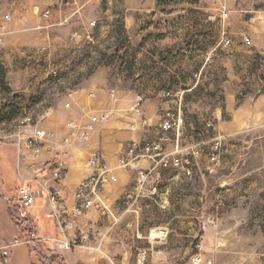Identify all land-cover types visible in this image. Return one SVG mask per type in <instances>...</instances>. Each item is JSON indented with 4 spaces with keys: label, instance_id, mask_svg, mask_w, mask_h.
Listing matches in <instances>:
<instances>
[{
    "label": "crops",
    "instance_id": "1",
    "mask_svg": "<svg viewBox=\"0 0 264 264\" xmlns=\"http://www.w3.org/2000/svg\"><path fill=\"white\" fill-rule=\"evenodd\" d=\"M160 1L0 0V25L4 27L0 69L5 84L12 92L27 98L39 84L43 83V88L49 86L51 83L46 81L49 74L56 75L58 69L66 68L71 61L67 56L73 51L67 48L80 50L82 46L76 45L80 41L86 44L88 34H92L98 43L114 31V23L121 19L125 32L134 37L137 44L133 81L140 86L139 92L146 98L144 116L142 119L136 118L129 113V107L138 94L125 97L119 87L130 79L128 72L120 65H96L80 82L77 93L54 95L53 104L43 110L36 125L25 130L21 140L14 135L11 143L0 142V242L3 244L30 235L21 231L17 225L23 219H26V225L37 239L35 249L53 254V264H124L133 260L134 247L147 243L144 238L150 229L157 227L152 224L149 214L153 208L164 210L147 200H139L133 205L132 211L116 223L111 218L102 217L96 210L88 211L77 220L75 229L67 231L66 235L69 240L78 243L82 231L90 232L89 245L92 249L63 248L58 242L61 235L43 187L51 183L54 162L63 158L67 163V173L63 181L53 189L65 207L73 208L77 203L75 194L80 184L92 174L89 161L98 156L110 166L111 176L117 178L116 183L108 184L103 190V199L109 206L115 208L136 193L137 172L120 170L117 166L118 158L132 143L153 140L164 112L175 108L162 100L160 95H153L157 87L171 86L172 89L168 91L182 96V107L186 106V95L199 88L200 74L195 75L197 81L190 86H187L184 79L188 69L185 59L180 56L185 53V49L182 51L186 46L184 40L182 46L165 47L160 46L159 42H144L152 35L164 34L170 38L174 33L186 34L188 31L183 25L173 28L172 24L163 28L155 24L149 31H141V23L147 20L171 23L183 21L187 17L185 11L179 9L162 11L161 6L166 3ZM179 1L185 3V0ZM35 8L50 10V17L44 19L38 16ZM5 16H9V19L5 20ZM92 22H96L94 28L90 27ZM65 34L68 37L65 38ZM78 50H74V56L78 55ZM63 81L65 79L60 78L58 83ZM141 86L146 87L142 90ZM107 113L111 115L110 121L98 126L87 142H81L78 138L79 129L86 127L91 117ZM183 113L186 127L193 129L194 124L188 114ZM217 116H221L220 109ZM69 124L75 127L70 128ZM40 128L52 136L45 142L42 153L36 156L26 145L25 139ZM182 143H185L184 136ZM173 147L172 142L169 150ZM141 166H146V163L142 162ZM199 175L195 181L189 182L173 171L162 173L156 197L167 204L166 212H174L179 203L190 206L191 211L200 210L199 203L193 205V202L196 203L194 199L200 197V193L194 190L203 182V174ZM26 186L37 190L39 197L31 208L20 209L17 203L18 191ZM135 210L138 213H134ZM99 244V250L93 249ZM8 264L41 263L35 250L20 246L12 251Z\"/></svg>",
    "mask_w": 264,
    "mask_h": 264
},
{
    "label": "rangeland",
    "instance_id": "2",
    "mask_svg": "<svg viewBox=\"0 0 264 264\" xmlns=\"http://www.w3.org/2000/svg\"><path fill=\"white\" fill-rule=\"evenodd\" d=\"M160 2L166 3L162 11L179 9L187 17L171 23L147 20L141 23V31H149L155 24L162 28L183 25L188 31L170 38L152 35L144 42L165 47L182 46L185 41V53L180 55L188 65L184 79L187 86L197 81L195 75L200 74V79L199 88L186 95L182 107L194 124L193 129L185 127L184 144L203 142L205 157L199 170L203 182L194 189L200 197L193 205L199 203L200 210L191 211L190 206L179 203L174 212L153 208L149 214L152 224L166 227L169 236L150 248L148 264H183L198 243L207 247L213 264H264V0ZM222 9L230 15L226 21L221 18ZM123 27L119 19L114 31L95 46L80 41L76 45L82 46L80 50L67 48L73 51L67 56L71 58L67 67L58 69L56 75L50 73L46 81L51 84L46 88L39 84L27 98L11 91L0 69V142L11 143L14 135L22 138L27 128L40 121L54 95L77 91L96 65H120L130 78L119 86L121 92L125 97L142 95L133 81L137 44ZM225 39L231 45L226 46ZM74 50L78 55L74 56ZM59 77L65 81L58 83ZM169 89L172 87L160 85L153 95L162 96ZM219 109L221 116H217ZM208 123L213 127L207 128ZM215 138L222 149L219 165L210 173L206 156ZM139 248H148V244L134 247L133 260L124 264H134Z\"/></svg>",
    "mask_w": 264,
    "mask_h": 264
},
{
    "label": "built area",
    "instance_id": "3",
    "mask_svg": "<svg viewBox=\"0 0 264 264\" xmlns=\"http://www.w3.org/2000/svg\"><path fill=\"white\" fill-rule=\"evenodd\" d=\"M100 2L101 0H95ZM35 13L48 19L51 15L50 10H40L35 8ZM221 18L226 21L230 18L229 13L222 9ZM5 20L9 16L4 17ZM96 22L90 23V27L94 28ZM89 46H95L96 40L92 34L86 36ZM246 41H248L246 39ZM4 43V27L0 25V46ZM226 46L231 45L230 39H225ZM187 54H189L187 52ZM73 93H77L74 91ZM168 103L175 106L164 112L159 125L158 133L153 140H147L142 143L134 142L127 150L118 158V168L129 172L136 171L137 188L136 193L128 196L117 207L109 206L103 199V190L108 184L117 182V178L111 176V168L101 157L95 156L89 161V167L92 174L84 180L76 194V205L68 209L63 205V201L57 194L50 192L51 188L60 184L66 173L67 163L63 158L57 159L51 168V183L43 187V191L48 196L50 210L53 218L57 223V228L61 237L58 242L67 250L75 248L92 249L89 245L90 232L82 231L79 242L74 243L67 238L66 232L74 230L77 220L90 210H96L102 217L111 218L116 223L126 213L132 211V207L139 200H147L158 206L161 210L167 209V204L160 198L156 197V190L162 181V173L164 171H173L177 175L183 176L187 181L193 182L199 175L200 165L205 157L203 149L204 143H193L185 145L182 143L186 120L182 110V96L174 94L170 91L164 92L161 96ZM146 98L143 95H137L129 107V113L136 118L142 119L144 116L143 106ZM111 119L109 113L101 116H93L90 118L89 124L83 129H79L78 138L81 142H87L92 132L98 126L107 124ZM26 121H29L27 119ZM70 128L75 127L73 124L68 125ZM207 128L213 125L208 123ZM134 129V127H130ZM78 130V128H77ZM52 135L46 130L37 129L32 136L25 139L26 145L31 148L33 153L38 156L44 149L45 142ZM22 138L20 137V140ZM174 143L172 150H169V144ZM222 149L221 141L215 138L212 141L210 152L206 158L208 161L207 171L213 173L219 165V156ZM145 162L146 166L142 167L141 163ZM39 194L32 186H26L18 191V206L20 209H28L37 202ZM144 207V206H143ZM134 213H138L137 210ZM205 224L203 229L205 230ZM169 231L165 227H156L150 229L144 240L148 244V248H140L137 252L135 264H148L150 248L162 244L167 241ZM37 239L33 236H27L23 239H15L10 243L3 244L0 242V260L2 264H8L12 251L20 246L31 247L35 250ZM100 244L93 248L99 250ZM183 264H213V260L209 257L207 247L203 243L195 246L194 252L186 259Z\"/></svg>",
    "mask_w": 264,
    "mask_h": 264
},
{
    "label": "trees",
    "instance_id": "4",
    "mask_svg": "<svg viewBox=\"0 0 264 264\" xmlns=\"http://www.w3.org/2000/svg\"><path fill=\"white\" fill-rule=\"evenodd\" d=\"M26 219H23L22 221H18L17 225L19 226V228L21 229V231H23L24 233H28L30 234L29 236H33L32 234V229H30L27 225H26ZM35 251L37 252L39 259H40V263L41 264H50L54 261L55 256L51 253H44V252H40L37 251L35 249ZM59 264H61L59 262Z\"/></svg>",
    "mask_w": 264,
    "mask_h": 264
},
{
    "label": "water",
    "instance_id": "5",
    "mask_svg": "<svg viewBox=\"0 0 264 264\" xmlns=\"http://www.w3.org/2000/svg\"><path fill=\"white\" fill-rule=\"evenodd\" d=\"M50 192H51L52 194H54V193H55V190H54L53 188H51V189H50Z\"/></svg>",
    "mask_w": 264,
    "mask_h": 264
},
{
    "label": "bare ground",
    "instance_id": "6",
    "mask_svg": "<svg viewBox=\"0 0 264 264\" xmlns=\"http://www.w3.org/2000/svg\"><path fill=\"white\" fill-rule=\"evenodd\" d=\"M158 190V189H157ZM157 190H156V194H157ZM0 264H2L1 260H0Z\"/></svg>",
    "mask_w": 264,
    "mask_h": 264
}]
</instances>
